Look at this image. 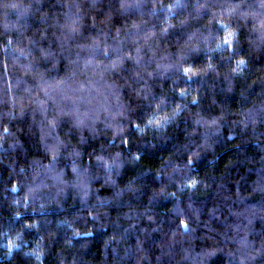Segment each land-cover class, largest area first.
Listing matches in <instances>:
<instances>
[{"label": "trees", "instance_id": "obj_1", "mask_svg": "<svg viewBox=\"0 0 264 264\" xmlns=\"http://www.w3.org/2000/svg\"><path fill=\"white\" fill-rule=\"evenodd\" d=\"M0 264H264V0H0Z\"/></svg>", "mask_w": 264, "mask_h": 264}, {"label": "snow or ice", "instance_id": "obj_2", "mask_svg": "<svg viewBox=\"0 0 264 264\" xmlns=\"http://www.w3.org/2000/svg\"><path fill=\"white\" fill-rule=\"evenodd\" d=\"M229 35H231V33H229ZM225 43H228V41L227 40H225ZM10 243V245H11V242H9Z\"/></svg>", "mask_w": 264, "mask_h": 264}]
</instances>
